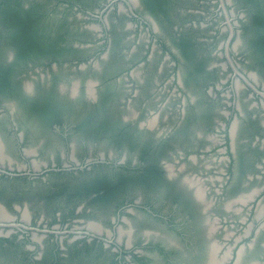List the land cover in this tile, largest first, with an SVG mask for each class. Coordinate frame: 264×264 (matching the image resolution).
I'll use <instances>...</instances> for the list:
<instances>
[{"label": "flooded vegetation", "instance_id": "obj_1", "mask_svg": "<svg viewBox=\"0 0 264 264\" xmlns=\"http://www.w3.org/2000/svg\"><path fill=\"white\" fill-rule=\"evenodd\" d=\"M92 1L51 3L75 21L84 15L100 33L91 23L75 29L67 16L55 19L45 10L46 0H0V132L23 160L7 157L0 135V264H49V258L58 264H94L96 258L122 264L126 255L140 264H162L161 257L165 264H225L216 257L217 242L211 243L205 200L196 197L202 191L167 163L183 159L188 171L202 177L208 171L200 162L210 147L223 156L226 173L214 203L221 221L232 203L264 194L263 184L239 199L247 182L264 172V82L255 76L259 69L264 73V0H209L216 1L218 26L216 40L207 44L194 30L172 26L171 4L178 0ZM222 5L232 25L227 49L230 27ZM12 15L29 17L38 47L22 51L16 45ZM158 19L168 21L171 38L161 33ZM131 26L147 31L145 43L127 39ZM157 45L168 55L163 64L154 62ZM28 53L35 59L28 61ZM136 68L143 69L141 76L130 73ZM166 69L185 112L170 100L166 107L172 110L159 120L165 131L158 135L157 129L140 128L138 120L162 104L157 78ZM91 79H98L95 99L87 88ZM241 88L247 89L248 105ZM129 107L138 109L136 120L125 118ZM99 154L105 160H97ZM135 184L143 186L140 193ZM149 195L161 211L154 213L153 202L143 199ZM87 211L96 222L75 219ZM140 211L168 223L182 243L144 231L151 222ZM258 218L244 244L251 256L264 252V219ZM122 222L129 225L125 236ZM237 253L226 264H234Z\"/></svg>", "mask_w": 264, "mask_h": 264}, {"label": "rangeland", "instance_id": "obj_2", "mask_svg": "<svg viewBox=\"0 0 264 264\" xmlns=\"http://www.w3.org/2000/svg\"><path fill=\"white\" fill-rule=\"evenodd\" d=\"M46 1L47 2H45L44 4H47L49 6V8H47L45 10L48 13L53 14L55 19L60 18L61 15L67 16V18L69 20L68 25L70 27L75 28V29L82 26V24L85 25V23H87V24L91 23V26L93 25V27L96 28L97 32L100 33V30H99L100 26L98 24H93L95 22H93L92 20L86 21V17H84V15H81L82 16L81 20L79 19V20L75 21L76 18L74 17V15H72L71 12H69V11L67 12L65 10V8H63V7L58 8V5L52 6V3H53V2L51 3L52 0H46ZM87 2H89V1H87ZM171 7H172L173 11L171 12V15H170L171 19L169 21L172 23V26L173 25L177 26V27L180 26L182 29H185V30L187 29L189 31L194 30V31H192V33L197 35L202 40H204L206 42V44L211 42V41L216 40L214 38V36H212L214 31H215L214 28H216L218 26V18H216L214 12L212 11V10L216 9V1L210 2L209 0H178L177 2H173L171 4ZM109 17L111 18V20L113 22L118 21V19L113 15V13H111L109 15ZM72 20L75 22H73ZM158 20H159V23L161 25V27H160L161 33H163L168 39L171 38L170 37V30H169L170 27L168 25V21H166V20L163 21L161 19H158ZM192 24H194L195 27L194 28L191 27V29H190V25H192ZM130 29H131V31H129V33L126 34L127 39H129V38L136 39V40L141 39L140 40L141 43H145V41L147 40V33H146L147 31L144 28L142 29V28L137 27V26H131ZM224 38L225 37H221L219 39L218 44L223 42ZM72 42L79 44L75 40ZM132 46L133 45H131V47ZM13 47H15V46H12L10 48V50H13L12 49ZM15 48L13 51H15ZM128 50H129L128 48H124V49L121 48L120 53H124V52L127 53ZM14 54L16 55L17 59L19 61H21L20 56L22 54L18 51V49L16 52H14ZM36 54L38 55L36 57V59L42 58L41 52L38 51ZM164 56H166V55H164V53L162 52L161 46L157 45V48L155 49L154 62L155 63L156 62L161 63L162 58ZM25 58L28 61H31V60L35 59V56L32 55L31 53H28V56L26 55ZM142 72H143L142 68L131 69V71H130V73L135 75V77L141 76ZM122 73H123L122 75H124V72H122ZM169 73L170 72L166 69V72H164V75L157 78L159 81L157 89H164V92L158 93L159 94L158 97L163 103L165 102V100L169 99L170 93L175 89V85H174L173 80L169 79ZM255 76H256V78L258 77L259 81L264 82V73L262 70L259 69L258 72L256 71ZM233 78H235V77H233ZM75 82H77V81H74V83ZM25 83H26V85H28V82H25ZM74 83H72L71 87L74 86ZM124 83L128 84L127 82H124ZM240 84L242 85L243 83H240ZM177 92L178 91H176V93ZM246 98H247V89L241 88V99H243L242 102L245 105H248ZM169 100H172L171 102H172V104H174L175 107L179 105L180 99L178 97H174L173 99H169ZM166 106H165V109L162 113V115H163L162 118H165V116H167V113L169 112V110H172L171 107H166ZM204 134L208 135V137L211 136L210 135L211 133L207 132V131ZM0 135H1L2 141L4 143V151L7 154V157L12 158L16 161H20V162L23 161L21 159V157L19 156V154L16 151L11 149L10 140L8 139L9 135L5 131L0 132ZM180 153L182 155L184 154L183 151H180ZM221 157H223V156L216 154L215 151L212 150L210 147L208 153L206 154V156L205 155L202 156V162H200L202 164V166L207 168V171H208L207 174L205 176H202V177H200L201 175L199 176L197 172H194L191 170L188 171V169L185 168L188 163L183 161V159H182V161H178V163L176 162L177 164L174 166L172 163H167V165H168V168L171 169V172H174V170L180 168L182 170L181 171V175H182L181 177L182 178L187 177L188 181H191V183L193 184L194 189L198 188L202 191L203 198L205 200L204 206L206 207V209H208L207 218L210 219V222H209L210 226L211 227L213 226L212 228H214L211 243L216 244L215 242H217L216 247L218 250H217L216 257L219 260H221V262L226 264L229 260H231L232 251H234V249H235V251L237 253V250H239V248L242 246L243 247V254H242V256H243L242 262L243 263L242 264H264L263 249H259L258 254H254L253 256L249 255V252L246 251V249H244V247H245L244 244H247L249 242V234L252 230L253 225L255 224V221L253 220L254 216H255V218L259 217L258 220L264 219V217H263L264 216V194L263 193L262 194L257 193L258 195L256 197L254 194L251 197V199L252 198L254 199V197H255L254 201L248 200L247 202H245L243 204L238 203V202L232 203L229 206L228 210H226V212L228 213V217L224 221H221L220 218H218V216H216V214L214 213L215 199L218 196L219 186L223 183L224 178H225L224 176L226 173L225 162L220 160ZM34 158H36V161L39 160L37 156H35ZM96 159L97 160H103L104 157L101 154H99V156L96 157ZM197 161H198V159H197ZM119 162H120V160H119ZM260 174L261 175L258 177V180L256 182H254V183H248L247 182V184L242 188L240 193L249 195L253 189H255V190L257 189V191H258V188L262 187V185L264 184V172H262ZM133 186H134L133 189L137 190V192L139 191V193L141 191V188H143V186L141 184H135ZM144 196H146V195H144ZM143 199L146 201L153 202L154 206L152 207V210L154 213L161 211L162 207H161L160 203L154 201L153 197H150V195H149L147 197H143ZM20 201L23 202L24 200L22 199ZM32 204H33L32 206L39 207L37 209H39V210L42 209V207H40V206H42L41 204H35L34 201H32ZM254 209H255V211H254ZM88 210H89V208H88ZM139 215L146 216V214L143 211H140ZM122 216H125V214H123ZM127 216L129 217V215H126V217ZM146 217L148 220H150L151 226H149V228H145L144 231H147L149 233L158 231L159 233H161V235H164L166 238H169L170 240L175 241V243H177L178 241L181 242V240H180L181 235L179 233L175 232L174 230H172L171 227H169L168 223H166L165 221H160V220L154 219L153 217L151 218L148 215ZM73 218H74L73 215L71 217H68L67 219H69V220L67 222L72 223L71 219H73ZM75 219L81 220L82 224L83 223L87 224V223H90L92 221L93 222L97 221V217L91 211L80 212L78 217H76ZM122 224H123L122 226L124 228V233H122L121 235L125 236L127 234L126 229H129V225L125 226V224L123 222H122ZM106 226L109 228H112V224H110V223L107 224ZM151 235H153V234H151ZM162 237L163 236H161L160 238H162ZM37 238H39V237H37ZM49 238L50 239H46V241L44 242L45 244L51 243L52 239H51V237H49ZM261 242H264V241L261 240ZM262 244L263 243H261V246L264 248V246ZM148 251L155 253L153 250H148ZM158 261L161 262L162 264H165L162 257L159 258ZM93 262H94V264H116V263H112L110 261L104 263L102 260H100V258L93 259ZM48 263L49 264H58V263H55L54 259H52V258L48 259ZM121 263L122 264H140V262L137 261V259H132V258L128 257L127 255L125 258L124 257L122 258Z\"/></svg>", "mask_w": 264, "mask_h": 264}, {"label": "water", "instance_id": "obj_3", "mask_svg": "<svg viewBox=\"0 0 264 264\" xmlns=\"http://www.w3.org/2000/svg\"><path fill=\"white\" fill-rule=\"evenodd\" d=\"M223 4V3H222ZM223 6V5H222ZM223 9H224V12H225V15H226V17H227V23H228V25H229V27H230V34H229V37L227 38V40H226V43H225V45H226V49H227V47H228V42H229V40H230V37H231V35H232V25H231V23H230V20H229V17L227 16V12H226V10H225V7L223 6ZM168 55L166 54V57H167ZM168 58V57H167ZM229 59V61H230V63H232V61H231V59L230 58H228ZM164 63V61H162L161 62V64H163ZM233 67H234V65H232ZM234 69L236 70V68L234 67ZM237 71V70H236ZM97 82H98V79H91L89 82H88V84H87V88H88V90L90 91L91 90V99H95L96 98V85H97ZM178 82H179V84L182 86L183 85V81H182V77H181V75H179L178 76ZM76 84L74 83V86H73V89H72V93H73V95H75V91H76ZM164 92V91H163ZM176 95H178V96H180V92H175L174 90L170 93V95H169V99L171 98V96H176ZM182 104L181 105H178L177 106V108H180V111L182 112V113H184L185 112V106H184V97L182 96ZM169 99H167V100H165V102L163 103L162 102V104L159 106V107H157V109L155 108H153V107H149L147 110L149 111V113L147 114V115H145L146 117H144V118H142V119H139L138 120V126L140 127V128H144V127H148V128H150V129H157L156 130V132L158 133V135H160L161 133H163L164 131H165V129L164 128H162V126L160 125V123H159V120H160V115L162 114V112L164 111V107L169 103ZM160 102V101H159ZM128 114H126L125 115V118L126 119H134V120H136L137 118H138V116H139V112H138V109H136V108H134V107H129L128 108ZM166 118V117H165ZM164 118V119H165ZM187 180V179H186ZM196 195V194H195ZM247 196V195H246ZM245 195H243V194H241V197L239 198L240 200H243V198L244 197H246ZM196 197L198 198V200H203V197H198L197 195H196ZM213 232V231H212ZM212 232H210V230H209V235H212ZM213 245H215V244H213ZM242 254H243V247L241 246L240 248H239V250H238V253H237V258L235 259V261H234V264H242L243 262H242V260H243V256H242Z\"/></svg>", "mask_w": 264, "mask_h": 264}, {"label": "trees", "instance_id": "obj_4", "mask_svg": "<svg viewBox=\"0 0 264 264\" xmlns=\"http://www.w3.org/2000/svg\"><path fill=\"white\" fill-rule=\"evenodd\" d=\"M11 24L15 26L17 30V34L14 35V42L16 45L21 47L22 51H25V48H36L38 47V40L34 38V35L31 34L29 31L28 25L31 23L29 17H18V16H11ZM32 35V37H31Z\"/></svg>", "mask_w": 264, "mask_h": 264}, {"label": "bare ground", "instance_id": "obj_5", "mask_svg": "<svg viewBox=\"0 0 264 264\" xmlns=\"http://www.w3.org/2000/svg\"><path fill=\"white\" fill-rule=\"evenodd\" d=\"M213 260V259H212ZM213 264H218V261L216 260Z\"/></svg>", "mask_w": 264, "mask_h": 264}]
</instances>
